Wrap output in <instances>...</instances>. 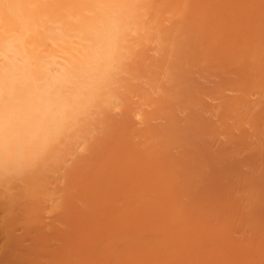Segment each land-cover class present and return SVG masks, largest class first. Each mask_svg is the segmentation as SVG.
<instances>
[{"label": "bare ground", "instance_id": "6f19581e", "mask_svg": "<svg viewBox=\"0 0 264 264\" xmlns=\"http://www.w3.org/2000/svg\"><path fill=\"white\" fill-rule=\"evenodd\" d=\"M0 264H264V0H0Z\"/></svg>", "mask_w": 264, "mask_h": 264}, {"label": "rangeland", "instance_id": "374dc122", "mask_svg": "<svg viewBox=\"0 0 264 264\" xmlns=\"http://www.w3.org/2000/svg\"><path fill=\"white\" fill-rule=\"evenodd\" d=\"M210 76H211V75H210ZM209 78H212V77H209ZM209 80H211V79H209ZM211 81H212V80H211ZM223 83L225 84V82H223ZM209 84H211L210 81H209ZM222 86H223V85H222ZM225 86H226V84H225ZM223 88H226V87H223ZM215 95H217V94H215ZM215 95H214V98H215V97H216V98H217V97L220 98L219 96H215ZM209 97H210V98H213V94H212V96H209ZM209 97L207 96V102H209V100H210ZM212 101H213V100H212ZM217 101H218V100H217ZM217 101H216V102H217ZM207 102H206V104H207ZM210 102H211V100H210ZM202 103H203V102H202ZM213 103H214V102H213ZM208 104H209V103H208ZM209 105H210V104H209ZM216 106H217V105L215 104V107H214V104H213L214 112H217L218 110H221V109L223 108V107H221L220 109H218L219 106H217V107H216ZM206 107H207V105H204V108H206ZM211 107H212V106H211ZM208 109H209V108H208ZM210 109H211V108H210ZM210 109H209V110H210ZM223 109H224V108H223ZM204 110H205V109H204ZM207 112H208V111H207ZM211 112H212V111L210 110V113H211ZM214 112H213V113H214ZM205 113H206V112H204V114H205ZM210 113H207L208 116H209V115L211 116L210 118H212L213 115L216 114V113H214V114L211 113V114H213V115H211ZM204 114H201V115L203 116ZM207 114L204 115V119H205V120H206L207 118L209 119V117L207 116ZM205 116H206V118H205ZM214 117H215V116H214ZM214 117H213V118H214ZM213 118H212L211 120H214ZM208 119H207V121H208ZM209 123H210V122H209ZM209 123L207 124V127H209V128H207V129H208V130H207L208 134H206V137H205V147H206V149H207V148H212V147H209V146H210L211 144H213V142L216 143L215 141H217V139H219V137L217 136V131H216V129H215L214 127H213V130H214V131H212V127H211V125L213 126V124H211V123L209 124ZM210 127H211V128H210ZM209 130H210V131H209ZM210 132H211V133H210ZM213 132H215V134H214ZM209 133L211 134V136L209 135ZM212 134H213L214 136H213ZM212 137H214V138H212ZM216 138H217V139H216ZM212 139H213V140H212ZM259 139H261V138H259ZM206 140H207V141H206ZM233 140H234V141H237V143H235ZM233 140H231L233 145L231 144L230 146H225V147H226V148L228 147V149H230V147H231V149H233L234 152L237 150V153H238V154H236V152H235V154H236V156L238 157V160H237V157L235 156V154L233 153L234 157H235L236 160H237V163L240 164L242 161H246L248 158H251V157H252V156H249V155H252V154H253L252 152H253L254 150H248V149H247V146H248L247 143H245V142H243V141H241V140H236V139H233ZM211 142H212V143H211ZM257 142H258V141H257ZM260 142H261V141H260ZM260 142H259V143H260ZM234 144H236V145H234ZM238 144H239V145H238ZM240 144H241V145H240ZM243 144H244V145H243ZM250 144H252V142H251ZM250 144H249V145H250ZM252 145H253V144H252ZM260 145H261V144H260ZM235 146H236V147H235ZM241 146H243L244 148L242 147V149H241ZM233 147H235V148H233ZM239 147H240L241 150L239 149ZM245 147H246V148H245ZM213 148H216V147H213ZM245 149H246L249 153L246 152ZM244 150H245V153L243 152L244 154H242V151H244ZM250 152H251V154H250ZM246 153L249 154V155H245ZM239 154H240V155H243L242 157H245V158H242L241 156H239ZM254 155H255V154H254ZM247 156H248V157H247ZM239 157H240V159H239ZM246 158H247V159H246ZM208 160H209V161H208ZM211 161H212V158L208 157V159H207V157H206V162H208V165H210ZM239 260H240V259H239Z\"/></svg>", "mask_w": 264, "mask_h": 264}]
</instances>
